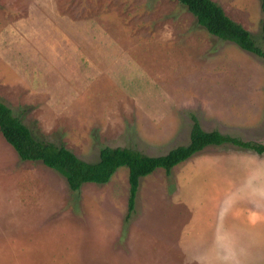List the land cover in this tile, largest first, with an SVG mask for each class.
I'll use <instances>...</instances> for the list:
<instances>
[{
  "label": "rangeland",
  "instance_id": "obj_1",
  "mask_svg": "<svg viewBox=\"0 0 264 264\" xmlns=\"http://www.w3.org/2000/svg\"><path fill=\"white\" fill-rule=\"evenodd\" d=\"M260 47L261 0H212ZM0 101L86 162L204 130L264 144V61L178 0H0ZM71 191L0 132V264H264V153L207 146L139 179Z\"/></svg>",
  "mask_w": 264,
  "mask_h": 264
},
{
  "label": "trees",
  "instance_id": "obj_2",
  "mask_svg": "<svg viewBox=\"0 0 264 264\" xmlns=\"http://www.w3.org/2000/svg\"><path fill=\"white\" fill-rule=\"evenodd\" d=\"M196 18L206 31L222 40L235 43L264 61V47H260L248 30L228 17L223 9L212 0H178ZM262 11L261 38L264 44V0ZM187 144L178 145L165 154L148 156L129 147H103L95 162H86L63 146L35 138L29 128L0 101V132L22 161H40L48 168L59 172L71 191H78L84 183L105 184L119 167L128 170V212L134 208L139 179L158 168L168 173L171 168L190 158L207 146L232 144L238 148L264 153V144L241 140L218 130H204L195 115Z\"/></svg>",
  "mask_w": 264,
  "mask_h": 264
}]
</instances>
